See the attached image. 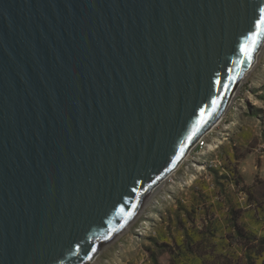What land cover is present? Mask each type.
<instances>
[{
  "label": "water",
  "instance_id": "1",
  "mask_svg": "<svg viewBox=\"0 0 264 264\" xmlns=\"http://www.w3.org/2000/svg\"><path fill=\"white\" fill-rule=\"evenodd\" d=\"M262 19L264 0H0V264L94 260L225 114Z\"/></svg>",
  "mask_w": 264,
  "mask_h": 264
},
{
  "label": "rangeland",
  "instance_id": "2",
  "mask_svg": "<svg viewBox=\"0 0 264 264\" xmlns=\"http://www.w3.org/2000/svg\"><path fill=\"white\" fill-rule=\"evenodd\" d=\"M206 136L87 264H264V45Z\"/></svg>",
  "mask_w": 264,
  "mask_h": 264
},
{
  "label": "snow or ice",
  "instance_id": "3",
  "mask_svg": "<svg viewBox=\"0 0 264 264\" xmlns=\"http://www.w3.org/2000/svg\"><path fill=\"white\" fill-rule=\"evenodd\" d=\"M257 27L260 28L261 31H264V19L258 21ZM257 40H258V36H257ZM251 48L254 49L255 44H253ZM244 51H245V54L250 58L251 49H244Z\"/></svg>",
  "mask_w": 264,
  "mask_h": 264
},
{
  "label": "built area",
  "instance_id": "4",
  "mask_svg": "<svg viewBox=\"0 0 264 264\" xmlns=\"http://www.w3.org/2000/svg\"><path fill=\"white\" fill-rule=\"evenodd\" d=\"M208 136V135H207ZM206 134L199 140V142L196 145L197 150H202L204 147L207 145V139H206ZM159 187V185H158Z\"/></svg>",
  "mask_w": 264,
  "mask_h": 264
}]
</instances>
